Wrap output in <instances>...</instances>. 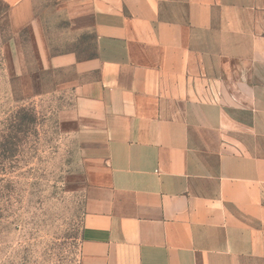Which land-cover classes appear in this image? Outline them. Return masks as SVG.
I'll use <instances>...</instances> for the list:
<instances>
[{
  "label": "crops",
  "instance_id": "1",
  "mask_svg": "<svg viewBox=\"0 0 264 264\" xmlns=\"http://www.w3.org/2000/svg\"><path fill=\"white\" fill-rule=\"evenodd\" d=\"M37 1L0 0L7 52L72 94L80 264H264V0H47L89 53L50 52Z\"/></svg>",
  "mask_w": 264,
  "mask_h": 264
},
{
  "label": "rangeland",
  "instance_id": "2",
  "mask_svg": "<svg viewBox=\"0 0 264 264\" xmlns=\"http://www.w3.org/2000/svg\"><path fill=\"white\" fill-rule=\"evenodd\" d=\"M46 4L38 0L36 13L49 51L89 53L92 35L71 33L69 22ZM6 11L0 2V264H80L81 154L62 131L58 114L72 94L55 89L57 72L40 71L33 79L15 74ZM19 41L20 62L31 73L38 65L29 27Z\"/></svg>",
  "mask_w": 264,
  "mask_h": 264
}]
</instances>
